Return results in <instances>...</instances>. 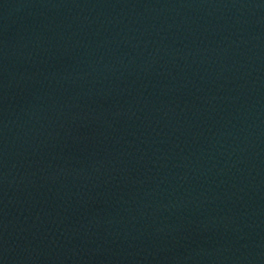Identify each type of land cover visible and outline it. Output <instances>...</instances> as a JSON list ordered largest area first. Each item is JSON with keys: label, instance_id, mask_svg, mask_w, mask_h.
<instances>
[{"label": "water", "instance_id": "water-1", "mask_svg": "<svg viewBox=\"0 0 264 264\" xmlns=\"http://www.w3.org/2000/svg\"><path fill=\"white\" fill-rule=\"evenodd\" d=\"M0 264H264V0H37Z\"/></svg>", "mask_w": 264, "mask_h": 264}]
</instances>
